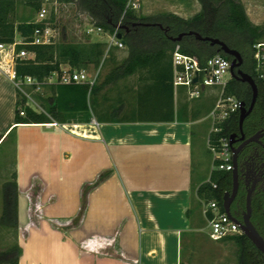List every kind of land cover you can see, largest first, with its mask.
I'll list each match as a JSON object with an SVG mask.
<instances>
[{"label":"crops","instance_id":"1","mask_svg":"<svg viewBox=\"0 0 264 264\" xmlns=\"http://www.w3.org/2000/svg\"><path fill=\"white\" fill-rule=\"evenodd\" d=\"M132 79L134 115L137 75L105 85L88 124L14 125L16 90L0 72V148L9 139L15 148L7 181L15 174L18 264H185L191 234L206 226L193 199L202 184L193 169L200 120L111 122L115 105L121 115L127 108L108 94Z\"/></svg>","mask_w":264,"mask_h":264},{"label":"trees","instance_id":"2","mask_svg":"<svg viewBox=\"0 0 264 264\" xmlns=\"http://www.w3.org/2000/svg\"><path fill=\"white\" fill-rule=\"evenodd\" d=\"M69 2V0H61ZM202 10L190 20H185L171 13L150 18L137 16L134 11L125 10L127 0H77L78 6L91 18L95 27L105 34H112L120 22L118 34L120 40L129 48L127 59L116 67L102 83L88 85H49L44 87L49 94L44 97L34 93V98L40 104L42 112L34 111L24 106L26 99L16 91L14 125L65 123L67 121L90 123L96 113L97 96L101 89L115 81L137 75L138 82L143 86L136 93V110L133 118H123L122 104L113 105L111 122H165L170 123L186 120L182 115L186 107L179 105L175 111L174 91L172 85V65L170 51L174 44L181 46L182 52L197 59L202 65L214 55H220L231 61L229 56L218 52L217 46L211 47L208 42L195 39L194 36H184L179 42H172L170 37L181 32L193 31L202 37L217 38L230 49L240 51L244 63L249 64L252 77L257 85V99L253 114L258 117L264 108V78L255 73L253 46L264 38V28L254 25L248 18L240 0H198ZM35 11L41 8L40 0H27ZM16 0H0V43L11 44L16 35L29 40L37 27L34 22L17 23L14 19ZM223 12V13H222ZM53 17L50 18V21ZM125 28H121V27ZM26 49L34 54L33 60H16L15 70L19 78L32 77L38 82L44 81L52 73H61L62 66H68L70 71L98 69L103 57L102 43L58 42L47 46L20 45L16 49ZM179 95L185 94L183 90ZM225 94L233 96L241 103L250 101L251 90L245 84L230 79ZM214 105V104H213ZM212 105V106H213ZM24 109V116L18 114V107ZM211 109V108H210ZM96 116V115H95ZM237 113L232 114L221 125L218 133L209 134L213 141L229 138L235 129ZM97 120L101 117L97 115ZM217 163V162H216ZM232 176L229 172L212 169L208 180L196 189V196L205 203L214 201L219 206L220 213L223 196L232 189ZM17 197L18 188L15 174L11 180L2 185V212L0 227L17 229ZM244 191L239 190L235 198V209L243 210ZM210 216V214H209ZM251 223L264 239V193L256 194L252 199ZM224 240L232 241L236 246V264H264V256L244 235H233ZM20 249L14 246L0 252V264H18Z\"/></svg>","mask_w":264,"mask_h":264},{"label":"rangeland","instance_id":"3","mask_svg":"<svg viewBox=\"0 0 264 264\" xmlns=\"http://www.w3.org/2000/svg\"><path fill=\"white\" fill-rule=\"evenodd\" d=\"M16 1L15 21L17 23L34 22L36 20L37 11L28 5L27 0ZM40 1L41 6L44 5L48 9L50 17H53L51 23L55 29V43H94L93 41H102L104 53L99 68L94 70L90 67L87 70L90 75H93L98 71V77L95 83H98L102 79L103 75H105L109 70L115 69L122 64L129 56V48L124 44L123 48H118L113 45L109 47L108 34L103 33L102 38H99L94 33H86V30L93 26V23L86 12L78 6L77 0H69V2H63L61 0ZM148 1L149 2L146 3V5H143L141 0H127V3H129L130 6L128 10L134 11L137 16L150 18L161 16L164 13H171L185 20H190L202 10V5L198 0ZM240 2L245 8V12L249 20L254 25L264 28V0H240ZM132 4H136L137 8H132ZM122 18L123 16L121 15L120 20H122ZM183 33H187V31L181 32L178 35ZM106 39L107 42H105ZM259 42L264 43V38ZM238 52L242 56L240 51ZM62 69L67 70L69 68L67 66H62ZM46 86L47 85L43 86L38 92L44 97L49 96L47 89H44ZM132 87L133 79L124 84L119 83V85L113 89V92L108 94L109 97H117L119 95L122 98V101L125 103L127 108L122 117L126 119L133 118ZM217 94V90L206 89L199 99H191L186 93H182L180 95L186 110L189 109L187 118L200 120L192 131L193 157L195 162L198 161L194 164L193 169L196 174V180L201 179L202 183L208 180L212 169V155L207 150V138L211 129V120L208 118V115L216 103ZM31 98L39 106L37 110L40 112L42 109L40 108V103L35 100L34 94H31ZM14 166L15 148L12 140L9 139L0 148V216L2 212V185L7 182L10 174L13 173ZM195 188L196 187L193 186V199L196 202V208H199V212L202 213L206 219V215L203 213V208L206 203L195 197ZM205 223L206 226L204 227L202 234L199 236H195L193 233L191 234L188 242L189 249H186L184 253V263L236 264L237 249L235 244L229 240H221L217 242L211 241L208 237L209 227L207 219ZM15 239L16 229H3L0 227V252H4L14 246L16 243Z\"/></svg>","mask_w":264,"mask_h":264},{"label":"built area","instance_id":"4","mask_svg":"<svg viewBox=\"0 0 264 264\" xmlns=\"http://www.w3.org/2000/svg\"><path fill=\"white\" fill-rule=\"evenodd\" d=\"M129 7V3H127L122 16L125 15ZM132 8L136 9L137 5L132 4ZM50 18L48 9L42 5L34 21L37 27L33 30L29 40L20 38L14 40L11 44L0 43V72L11 81L19 96L26 99L24 106H28L37 112H39L37 110L39 106L33 101L31 94L39 92L43 86L79 84L88 85L91 88L98 77V71L90 75L87 70L70 71L69 69L64 70L62 68L60 74L52 73L42 82H38L29 76L24 78L17 76L15 70L16 60L34 59L33 53L28 52L24 48L17 50V46H47L55 43L56 34ZM119 27L120 22L115 27L114 32L108 34L109 47L113 45L118 48H123V42L117 38L119 35ZM86 33L103 34L104 32L99 27L93 25L86 30ZM254 49L257 68L264 72V43H257ZM170 56L172 85L175 90L179 88L183 89L191 99H199L206 89L218 91L216 103L208 115V118L211 120L210 133H218L221 130L222 123L232 114L238 112L241 104L235 97L225 94V88L231 79V61L220 55H214L207 58L200 65L196 58L183 53L178 43L172 47ZM195 78L197 79L196 82H194ZM18 114L21 117L25 115L22 106L18 107ZM93 123L95 124L94 121ZM207 150L212 155V169L229 173L232 172L233 154L230 148L229 138L221 137L217 141H213L208 135ZM203 213L206 215L209 227L208 237L210 240L221 241L233 235H242L239 226L224 212L220 213L219 206L216 202H207L204 205Z\"/></svg>","mask_w":264,"mask_h":264},{"label":"flooded vegetation","instance_id":"5","mask_svg":"<svg viewBox=\"0 0 264 264\" xmlns=\"http://www.w3.org/2000/svg\"><path fill=\"white\" fill-rule=\"evenodd\" d=\"M254 71L255 73L258 74L259 78H264V72L258 70L257 63ZM234 72L235 74H237L238 72H242L252 77L251 71L249 69V64L244 63L243 59H242V63L237 68L234 69ZM253 80L255 81L254 78ZM240 83L247 85L251 90L250 86L247 83H243V82ZM251 102H252V90H251L250 101L247 104L243 103L245 105L246 110L249 109ZM255 104H256V100L253 104L250 113L245 117L242 124H240L239 122V111L236 112L237 119L235 122V129L232 132V134L235 135L234 137L235 142L232 146H230V148L231 150L238 149L236 163H233L232 160L233 169L236 167L238 172L237 193L239 190L244 191L245 193L244 208L243 210H241L238 207L240 211L239 213L236 212L237 207L235 209L236 206L235 198L237 196V193L230 204L231 214L233 215V217H235L238 220H241L242 214L245 211L246 196L248 194V191L252 190L251 212H252L253 197L258 193H264V108L261 109L262 113L260 114V116L256 117L254 115L255 113L253 114Z\"/></svg>","mask_w":264,"mask_h":264},{"label":"water","instance_id":"6","mask_svg":"<svg viewBox=\"0 0 264 264\" xmlns=\"http://www.w3.org/2000/svg\"><path fill=\"white\" fill-rule=\"evenodd\" d=\"M121 28H125L124 26ZM184 36H194L196 40L202 41V42H208L211 46H217L218 52H222L224 55L229 56L232 58L231 60V67H230V76L232 79L238 80L243 83H247L251 90H252V102L248 110H246L245 105L243 103L240 104L239 108V122L242 124L245 117L250 113L253 104L257 97V86L255 84V81L253 78L245 73L238 72L235 74L234 69L237 68L242 63V57L239 54L238 51L234 49H230L225 43L218 39L210 38V37H202L196 32L189 31L187 33H183L178 35L177 37H170V40L174 43L179 42ZM118 39L121 38V35L119 34L117 36ZM196 78L194 79V82H196ZM234 134H231L229 136V144L232 146L234 144ZM232 160L233 163H236L237 153L238 149H232ZM232 176V189L231 192H226L223 196L222 200V206L224 209V213L230 217L238 226L239 229L242 232V235H244L253 245L254 247L264 256V239L261 237V235L258 233L254 225L251 223L250 217H251V198H252V190L248 191V194L246 196V208L245 211L242 214L241 220L236 219L233 217L230 211V204L234 197L236 196L237 190H238V172L236 167L231 172Z\"/></svg>","mask_w":264,"mask_h":264}]
</instances>
